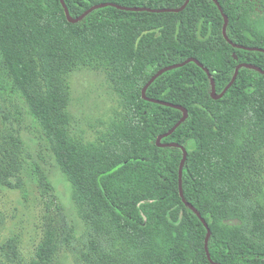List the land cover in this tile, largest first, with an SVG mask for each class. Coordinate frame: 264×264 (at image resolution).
Segmentation results:
<instances>
[{
    "label": "trees",
    "instance_id": "obj_1",
    "mask_svg": "<svg viewBox=\"0 0 264 264\" xmlns=\"http://www.w3.org/2000/svg\"><path fill=\"white\" fill-rule=\"evenodd\" d=\"M216 1L222 11L212 0L182 10L186 0H0V80L9 79L41 126L75 202L107 224L112 248L87 254V264H264V226L245 184L264 148V5ZM100 4L109 5L77 23L64 9L77 19ZM189 59L203 68L168 70L143 97L158 71ZM239 65L256 69L239 68L225 91ZM82 67L104 68L120 102L96 143L68 133L67 77ZM210 78L216 95L225 91L217 100ZM178 107L187 117L160 144L179 147H158L182 119ZM21 150L0 156L1 189L23 191ZM238 214L252 222L249 231L226 223ZM54 251L48 237L29 264H49Z\"/></svg>",
    "mask_w": 264,
    "mask_h": 264
},
{
    "label": "rangeland",
    "instance_id": "obj_2",
    "mask_svg": "<svg viewBox=\"0 0 264 264\" xmlns=\"http://www.w3.org/2000/svg\"><path fill=\"white\" fill-rule=\"evenodd\" d=\"M67 83L68 133L76 142L96 143L120 111L119 97L106 70L82 67L68 75ZM15 145L22 149L20 156L26 161L19 174L23 191L0 188V264H29L48 237L55 245L49 264H87V254L98 258L110 250L107 224L102 225L87 207L75 202L56 168L41 126L9 79L2 78L0 156L11 153ZM256 168L245 184L250 190L248 201L264 226V148L256 155ZM238 216L226 223L242 224L249 231L252 222L244 214ZM255 233L260 237L259 230Z\"/></svg>",
    "mask_w": 264,
    "mask_h": 264
},
{
    "label": "water",
    "instance_id": "obj_3",
    "mask_svg": "<svg viewBox=\"0 0 264 264\" xmlns=\"http://www.w3.org/2000/svg\"><path fill=\"white\" fill-rule=\"evenodd\" d=\"M216 5H217V7L220 9V11H222L221 10V7L219 6V4H218V2L216 1V0H212ZM188 2H189V0H186V2H185V4L182 6V8L181 9H179V10H182V9H184L185 8V6L188 4ZM61 3H62V5H64V0H61ZM107 5H109V4H100V5H97V6H94V7H92V8H90L88 11H86L83 15H81L80 17H78L77 19H71L70 17H69V14H68V11H67V8L64 6V9H65V13H66V16H67V19H68V21L69 22H71V23H77V22H79L80 20H82L85 16H87L89 13H91L92 11H94V10H96V9H99V8H103V7H105V6H107ZM127 10H133V11H139V10H144V9H127ZM179 10H177V11H179ZM164 11H170V10H160V11H156V12H164ZM226 25H227V17L226 16H224V37L227 39V36H226V34H225V27H226ZM250 50H257V49H250ZM264 52V51H263ZM189 62H195L199 67H201V68H203V65L202 64H200L199 62H197L195 59H189V60H187V61H185L184 63H182V64H179V65H173V66H170V67H167V68H164V69H162V70H160V71H158L151 79H150V81L146 84V86L144 87V89L142 90V95H143V97L146 99V97L144 96V94H145V90H146V88L159 76V75H161L162 73H164V72H166V71H168V70H171V69H174V68H177V67H180V66H183V65H185V64H187V63H189ZM241 67H245V68H252V69H256L255 67H252V66H249V65H239L238 67H237V69H236V71H235V74H234V76H233V78H232V80H231V82H230V84L227 86V88L225 89V91L231 86V84L234 82V80H235V78H236V75H237V71H238V69L239 68H241ZM205 71H206V73H208V75H209V72H208V70H206L205 69ZM259 71V70H258ZM210 81H211V87H212V98L213 99H215V100H217V99H219V98H221L222 96H223V94L225 93V91L222 93V94H220V95H216V93H215V87H214V81H213V79H211L210 78ZM153 102H156V103H161V104H165V103H163V102H159V101H155V100H152ZM178 109H180V110H182L183 111V117H182V119L170 130V131H168L166 134H164V135H162V136H159L158 138H157V146L158 147H172V146H174V147H179L178 145H176V144H169V145H162V144H160V140L163 138V137H166V136H168L169 134H171V133H173L174 131H175V129L186 119V117H187V111L185 110V109H183V108H180V107H178ZM181 150H182V153H183V159H182V161H181V166H180V177H181V173H182V168H183V164H184V162H185V160H186V157H187V152H186V150L185 149H183V148H181ZM180 195H181V197L183 198V194H182V190H181V187H180ZM183 201H184V203L200 218L201 217V215L197 212V210L196 209H194L190 204H187V202H185V200L183 199ZM202 220V223L204 224V226L207 228V237H206V242H207V240H208V238L210 237V231H209V229H208V226H207V224H206V222L203 220V219H201ZM205 251H206V255H207V258H208V260L211 262V259H210V256H209V253H208V249H207V245H205ZM212 264H215V263H213V262H211Z\"/></svg>",
    "mask_w": 264,
    "mask_h": 264
}]
</instances>
